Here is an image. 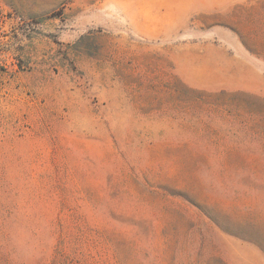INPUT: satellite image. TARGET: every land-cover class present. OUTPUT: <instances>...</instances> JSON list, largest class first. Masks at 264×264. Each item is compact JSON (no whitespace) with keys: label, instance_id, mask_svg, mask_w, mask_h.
<instances>
[{"label":"rangeland","instance_id":"obj_1","mask_svg":"<svg viewBox=\"0 0 264 264\" xmlns=\"http://www.w3.org/2000/svg\"><path fill=\"white\" fill-rule=\"evenodd\" d=\"M134 1L0 0V264H264V0Z\"/></svg>","mask_w":264,"mask_h":264},{"label":"crops","instance_id":"obj_2","mask_svg":"<svg viewBox=\"0 0 264 264\" xmlns=\"http://www.w3.org/2000/svg\"><path fill=\"white\" fill-rule=\"evenodd\" d=\"M198 1H200L199 4L194 5L193 0H171V2L169 0H135L129 8V19L135 24L138 22L145 23L146 26L151 22L172 21L173 23H182L191 20L194 13L210 12L214 8V5L212 6L208 0ZM135 28L146 38L159 37L167 31L161 28L159 33H152L149 27L140 30L141 28L137 24ZM178 28L179 25H174L166 34H172ZM217 50L226 51V47L209 41H182L178 43L172 51V55L180 77L193 86L225 85L223 81L201 82L193 74L194 71L204 70L218 75L216 68L218 61L212 57V54Z\"/></svg>","mask_w":264,"mask_h":264}]
</instances>
